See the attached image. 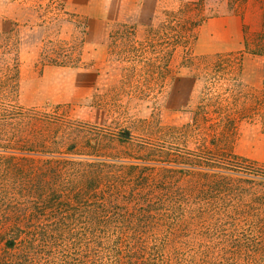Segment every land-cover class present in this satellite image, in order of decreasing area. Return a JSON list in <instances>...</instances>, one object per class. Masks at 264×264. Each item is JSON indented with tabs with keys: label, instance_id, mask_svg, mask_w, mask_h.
Returning <instances> with one entry per match:
<instances>
[{
	"label": "rangeland",
	"instance_id": "obj_1",
	"mask_svg": "<svg viewBox=\"0 0 264 264\" xmlns=\"http://www.w3.org/2000/svg\"><path fill=\"white\" fill-rule=\"evenodd\" d=\"M0 264H264V0H0Z\"/></svg>",
	"mask_w": 264,
	"mask_h": 264
},
{
	"label": "trees",
	"instance_id": "obj_2",
	"mask_svg": "<svg viewBox=\"0 0 264 264\" xmlns=\"http://www.w3.org/2000/svg\"><path fill=\"white\" fill-rule=\"evenodd\" d=\"M7 37V36H6ZM9 37V36H8ZM45 48V47H44ZM17 50V49H16ZM50 50H52V51H54V49H51L50 48ZM44 53V49L42 48V51H41V55ZM60 56L61 54H60V52L59 51H57L56 52V56ZM46 57H47V55H46ZM61 57V56H60ZM48 58V63H52V64H67V63H69L70 61H68V60H64V59H61V60H59L57 57L55 58V57H47ZM62 58V57H61ZM69 60H71V59H69ZM74 62V61H73ZM16 84V83H15ZM14 244H15V241H16V239L15 238H13V239H10ZM7 262H9V261H7Z\"/></svg>",
	"mask_w": 264,
	"mask_h": 264
},
{
	"label": "crops",
	"instance_id": "obj_3",
	"mask_svg": "<svg viewBox=\"0 0 264 264\" xmlns=\"http://www.w3.org/2000/svg\"><path fill=\"white\" fill-rule=\"evenodd\" d=\"M47 69V68H46Z\"/></svg>",
	"mask_w": 264,
	"mask_h": 264
}]
</instances>
